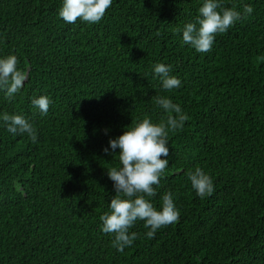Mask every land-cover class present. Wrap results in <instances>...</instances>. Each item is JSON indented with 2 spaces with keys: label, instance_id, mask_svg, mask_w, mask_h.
Segmentation results:
<instances>
[{
  "label": "trees",
  "instance_id": "16d2710c",
  "mask_svg": "<svg viewBox=\"0 0 264 264\" xmlns=\"http://www.w3.org/2000/svg\"><path fill=\"white\" fill-rule=\"evenodd\" d=\"M203 2L113 0L100 22L68 24L63 0H0V58L15 55L27 74L13 100L0 91V115L21 114L37 132L33 143L0 121V264H264V0H222L253 12L200 53L182 30ZM156 63L181 86L164 90ZM41 95L46 115L31 103ZM157 96L188 119L169 132L149 199L159 209L171 192L180 216L151 239L137 221L119 252L100 216L115 194L107 169L121 165L103 149L132 121L165 119ZM196 167L211 196L192 188Z\"/></svg>",
  "mask_w": 264,
  "mask_h": 264
},
{
  "label": "clouds",
  "instance_id": "9594fccd",
  "mask_svg": "<svg viewBox=\"0 0 264 264\" xmlns=\"http://www.w3.org/2000/svg\"><path fill=\"white\" fill-rule=\"evenodd\" d=\"M112 2L113 0H63L59 16L68 24H74L77 20L95 24L103 19ZM198 12L195 22L184 25L182 41L197 52L206 53L211 51L218 33H226L237 21L251 14L253 8L245 5L242 13L235 7H225L222 0H204ZM156 35L159 36L160 33L157 32ZM18 63V58L12 54L0 58V91L4 92L9 101L15 98L27 80V74L18 69ZM153 71L164 90L171 91L181 86V81L170 74V65L156 63ZM31 103L42 115H46L52 101L41 95L34 97ZM155 103L167 113L165 119L154 123L146 116L139 121H132L122 134L110 138L109 147L103 149L105 153L111 149L113 155H118L121 165L107 169L115 194L109 203L110 211L100 216L101 230L113 236L112 246L119 252L130 247L138 238L136 232L129 231L137 221L144 222V227L149 229L146 236L151 239L155 237L157 230L177 223L180 216L171 192L163 194L159 209L149 198L156 196V188L169 164V132L181 130L188 116L166 96H157ZM0 121L13 135L26 133L33 143L36 142V129L25 116L5 112L0 115ZM187 177L201 198L214 193L213 180L202 168L196 167L189 171Z\"/></svg>",
  "mask_w": 264,
  "mask_h": 264
}]
</instances>
